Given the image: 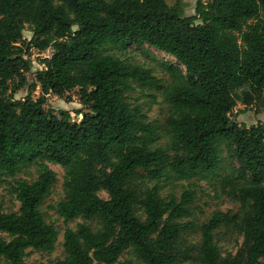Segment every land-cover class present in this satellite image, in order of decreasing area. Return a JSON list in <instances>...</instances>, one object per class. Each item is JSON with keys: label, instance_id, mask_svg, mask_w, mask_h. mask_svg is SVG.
<instances>
[{"label": "trees", "instance_id": "16d2710c", "mask_svg": "<svg viewBox=\"0 0 264 264\" xmlns=\"http://www.w3.org/2000/svg\"><path fill=\"white\" fill-rule=\"evenodd\" d=\"M187 7L185 0H0V178L38 164L34 182L12 186L19 212L0 205V260L26 264L29 250L55 251L58 232L41 211L58 182L52 163L65 170V198L53 209L66 223H97L67 229L56 264H264V125L231 117L239 103L264 109V0H197L193 16ZM143 45L177 61L161 64L168 87L151 69L104 54ZM49 48L33 78L31 50ZM132 82L167 101L166 146L130 105ZM76 89L88 110L78 112L81 122L45 108L48 96ZM222 145L238 163L223 181L240 210L216 211L190 254L183 235L195 227L183 221L193 216L195 192L163 197L146 181L216 175ZM230 227L243 244L224 256L217 235ZM129 250L137 261L122 262Z\"/></svg>", "mask_w": 264, "mask_h": 264}, {"label": "rangeland", "instance_id": "374dc122", "mask_svg": "<svg viewBox=\"0 0 264 264\" xmlns=\"http://www.w3.org/2000/svg\"><path fill=\"white\" fill-rule=\"evenodd\" d=\"M197 0H185L188 5L186 8V15L193 16L196 12ZM168 4L173 6L175 0H168ZM33 38L31 28L28 26L24 32L25 42L28 44ZM53 50H47L45 52H39L37 50H31V59L33 61V75L35 78L36 71L42 69L44 66L42 60L45 58H51ZM104 54H112L125 60L132 65H141L144 68L151 69L154 75L162 80V86L168 87L171 83V79L161 68V64L164 61H172L177 64V61L164 53H159L147 45L132 46L126 51H121L116 48L109 47L104 51ZM31 78V77H30ZM133 91L128 93L130 105L135 108H141V115L146 119V123L152 124L158 128V133L161 136V140L158 145L166 146L169 142V138L166 134V122L170 115L169 105L165 101L161 92L156 89L140 87L136 82L131 83ZM27 91L23 90L16 98L22 99L27 96ZM41 97L40 88L33 93L34 99ZM47 110H52L57 115L62 111H68L71 113L74 122L79 123L82 121V115L78 112L87 113L88 110L81 104V98L79 96V89L68 93L63 99L56 96H48L45 105ZM232 119L238 124H244L246 126H253L257 124L264 125V109L257 108L256 105L246 107L241 103L232 112ZM220 156L222 158L220 169L216 175H196L182 178L171 174V180L162 182L146 181V185L149 188H154L159 185L161 195L167 197L170 194H175L179 199L186 190L195 192V203L192 205L193 216L184 220L183 222L192 223L195 227L194 231H189L183 235L184 244L182 251L188 250L190 254H193L201 243V234L199 231L200 226L207 222L216 211L232 212L237 214L240 210V205L233 201L228 195L229 189L225 187L224 178L230 176L235 168L238 167V163L231 159L227 154V147L222 145ZM50 168L57 174L58 182L53 188V192L50 198H48L41 211L46 222L53 225L58 232V241L56 243L55 251L53 253H40L34 250H29L26 256V264H56L65 258L64 248V234L67 229L76 230L79 224H87L93 229L97 227L96 222L77 220L71 223H66L57 213V205L65 198L64 180L65 170L60 166L49 164ZM38 178V164L32 162L24 170L22 174H19L15 179L11 177L0 178V205L3 207L5 213H18L20 209V203L16 196L12 193V186L16 180H27L34 182ZM225 187V189H224ZM99 196L102 199L108 200V195L105 192H101ZM138 214L142 216V212ZM0 236H4L0 234ZM217 241L222 248L224 256L229 254L235 255L242 247L243 237L238 233L234 227L223 228L217 235ZM126 260L137 261L132 250H129L121 258V261ZM0 264H7L4 260H0ZM180 264H187L186 262Z\"/></svg>", "mask_w": 264, "mask_h": 264}, {"label": "crops", "instance_id": "0c3cea01", "mask_svg": "<svg viewBox=\"0 0 264 264\" xmlns=\"http://www.w3.org/2000/svg\"><path fill=\"white\" fill-rule=\"evenodd\" d=\"M50 49L53 50L52 48H49L48 50H50ZM52 55H53V54H52Z\"/></svg>", "mask_w": 264, "mask_h": 264}]
</instances>
